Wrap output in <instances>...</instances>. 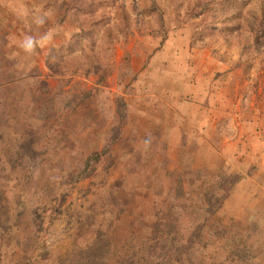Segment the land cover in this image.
<instances>
[{"label": "rangeland", "instance_id": "obj_1", "mask_svg": "<svg viewBox=\"0 0 264 264\" xmlns=\"http://www.w3.org/2000/svg\"><path fill=\"white\" fill-rule=\"evenodd\" d=\"M0 264H264V0H0Z\"/></svg>", "mask_w": 264, "mask_h": 264}, {"label": "crops", "instance_id": "obj_2", "mask_svg": "<svg viewBox=\"0 0 264 264\" xmlns=\"http://www.w3.org/2000/svg\"><path fill=\"white\" fill-rule=\"evenodd\" d=\"M181 77H182V74H181ZM192 87H194V85H184V83L183 82H181V93H185V90H187V88L188 89H191ZM193 89V88H192ZM190 97L188 96L187 98H185L184 97V95L183 94H181V110L183 109V108H185L186 107V105L187 104H195L196 106H197V108H195L194 109V111L192 112V113H190V114H188V113H186V111H181V122H185V121H191V120H193V117H194V119L196 120V122H200V124L202 123H206V122H212L213 121V119L215 120L216 118V116H214L213 114V111H212V109H209L206 105L205 106H202V105H204L203 103V99L205 98V96H202V97H199V98H197L198 100V103H193L192 101L191 102H187V100L189 99ZM187 99V100H186ZM211 111L210 112V114H205V118H203V116L204 115H201L200 113H205V111ZM198 112H199V116H198V119H197V115H198ZM227 113V112H226ZM186 115H190V117H188V116H186ZM192 116V117H191ZM214 116V117H213ZM188 119V120H187ZM202 126V125H201ZM183 129L181 128V131H182ZM181 134H182V132H181ZM197 143H199V142H197ZM213 152V151H212ZM216 152V151H215ZM217 153V152H216Z\"/></svg>", "mask_w": 264, "mask_h": 264}, {"label": "clouds", "instance_id": "obj_3", "mask_svg": "<svg viewBox=\"0 0 264 264\" xmlns=\"http://www.w3.org/2000/svg\"><path fill=\"white\" fill-rule=\"evenodd\" d=\"M36 23L42 25L44 23V18L37 17ZM52 39H53V33L51 31L45 33L39 40L31 36H26L23 39L20 46L26 54L32 55L35 53L37 47L46 46V44L51 42Z\"/></svg>", "mask_w": 264, "mask_h": 264}, {"label": "trees", "instance_id": "obj_4", "mask_svg": "<svg viewBox=\"0 0 264 264\" xmlns=\"http://www.w3.org/2000/svg\"><path fill=\"white\" fill-rule=\"evenodd\" d=\"M209 19V18H208ZM212 21H213V19H210V22L212 23ZM261 22H262V20H261ZM211 25H214V24H211ZM213 27H215V26H213Z\"/></svg>", "mask_w": 264, "mask_h": 264}]
</instances>
